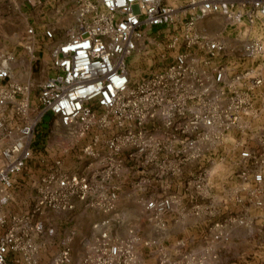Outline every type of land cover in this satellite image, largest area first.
Returning a JSON list of instances; mask_svg holds the SVG:
<instances>
[{"label": "built area", "instance_id": "obj_1", "mask_svg": "<svg viewBox=\"0 0 264 264\" xmlns=\"http://www.w3.org/2000/svg\"><path fill=\"white\" fill-rule=\"evenodd\" d=\"M74 1L76 28L51 48L37 105L29 101V85L14 80L12 59L0 60V208L10 202L16 178L29 161L40 157L35 137L46 114L71 139L94 129L108 131L112 165L104 177L118 175L117 155L124 151L133 165L128 163L125 172L134 169L147 177L144 169L155 168L151 177L157 193L168 191L170 180L190 163L199 165L198 178L205 176L208 164L226 159L223 151L236 169V201L263 208L264 0H187L181 7L165 0ZM215 15L234 27L233 44L199 29L201 20ZM161 28L171 32L165 47L172 61L133 82L127 58L144 50L149 31ZM163 34L158 30L152 40ZM243 60L259 64L241 68ZM86 152L94 156L91 147ZM61 164L55 158L52 166ZM195 188L201 189L200 182ZM35 190L30 214L0 215V264H36L33 235L43 230L36 216L72 209L77 201H101L108 209L115 199L110 191L109 197L92 198L96 189L85 174L58 170L44 174ZM178 202L165 196L144 200V206L163 214ZM137 242L102 234L81 264H137ZM156 252L162 253V264H174L163 249ZM70 259L65 248L54 264Z\"/></svg>", "mask_w": 264, "mask_h": 264}, {"label": "rangeland", "instance_id": "obj_2", "mask_svg": "<svg viewBox=\"0 0 264 264\" xmlns=\"http://www.w3.org/2000/svg\"><path fill=\"white\" fill-rule=\"evenodd\" d=\"M165 2L181 7L187 0ZM76 23L74 0H0V60L12 59V76L20 84L29 85L33 105H37L39 84L48 76L51 48L74 30ZM198 27L211 37L223 38L229 44L235 42L234 27L220 16L203 19ZM158 30L165 37L163 34L152 40ZM47 32L52 33V38L46 36ZM170 33L167 28L149 31V40L142 42L144 50L127 58L133 82L172 61V51L165 47ZM239 62L241 68L259 64L252 60ZM262 68L264 71V65ZM95 135L99 137L97 142ZM109 136L108 131L94 129L82 138L71 139L64 130H58L49 114L39 124L35 154L40 157L29 161L16 178L11 200L0 208V215L11 218L30 214L36 182L57 170L85 174L96 189L92 198L109 197L110 191L115 199L108 209L101 201L91 205L77 201L72 209L45 211L36 216L34 222L43 227L41 233L33 235L36 264H54L65 248L70 249L71 259L63 264H81L105 233L123 241L138 238L137 264H162V253H155L160 249L174 264H264V207H247L245 202L236 201V169L223 151L226 159L208 164L205 176L198 178L199 165L190 163L181 167V175L170 180L168 191L157 193L151 177L155 168L144 169L147 177L133 173L134 169L125 172L128 163L133 165L124 151L117 155L121 164L118 175L104 177L112 165L105 145ZM87 147L93 149L94 156L86 152ZM55 158L61 160V167L52 166ZM197 182L200 190L195 188ZM165 196L179 199L178 205L163 214L145 208L144 200ZM125 203L128 207L122 208ZM184 255L188 256L185 260Z\"/></svg>", "mask_w": 264, "mask_h": 264}, {"label": "crops", "instance_id": "obj_3", "mask_svg": "<svg viewBox=\"0 0 264 264\" xmlns=\"http://www.w3.org/2000/svg\"><path fill=\"white\" fill-rule=\"evenodd\" d=\"M126 207H128L127 203H125V205L122 208H126Z\"/></svg>", "mask_w": 264, "mask_h": 264}]
</instances>
